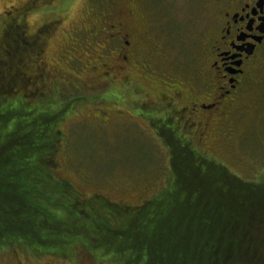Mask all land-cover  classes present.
Wrapping results in <instances>:
<instances>
[{
  "label": "rangeland",
  "instance_id": "rangeland-1",
  "mask_svg": "<svg viewBox=\"0 0 264 264\" xmlns=\"http://www.w3.org/2000/svg\"><path fill=\"white\" fill-rule=\"evenodd\" d=\"M137 2L144 16L141 33L147 32L152 43L148 48L146 43L139 61L134 60L136 66L133 60L123 65L114 59L112 42L108 43L109 35L103 31L113 19L118 0H0L1 22L25 14L21 20L24 32L39 35L40 45L26 36L25 46L34 50L21 63L2 65L9 83L16 80L13 97H23V90L30 88L31 84L24 85L30 75L32 85L36 84L31 90L44 93L36 103L38 109L70 113L59 127L58 175L70 181L84 199L98 195L140 205L161 191L170 177L166 136L160 132L165 124L156 121L160 126L156 129V124L145 120L153 111L146 110L144 101L138 106V90L154 101L168 89L170 78L187 85L201 61L212 0ZM0 34L1 50L14 33ZM39 50L40 55H35ZM10 55H15L14 50ZM125 79L131 83L122 91ZM245 87L242 108L232 114L229 127L219 126L221 117H213L204 146H199L191 132L184 133L199 155L242 180L264 183V60ZM24 98L30 99L28 95ZM66 98L73 100L67 107ZM18 247L24 250L20 245L0 250V264H9ZM80 250L70 253L75 262L89 257ZM41 255L61 257L59 261L65 258Z\"/></svg>",
  "mask_w": 264,
  "mask_h": 264
},
{
  "label": "trees",
  "instance_id": "trees-1",
  "mask_svg": "<svg viewBox=\"0 0 264 264\" xmlns=\"http://www.w3.org/2000/svg\"><path fill=\"white\" fill-rule=\"evenodd\" d=\"M31 52L0 51V250L71 257L81 249L105 264H264V183L199 155L173 123L160 129L171 168L154 197L140 205L84 199L58 175L59 127L70 113L38 109L44 93L31 90L30 75L31 91L14 98L16 80L2 70Z\"/></svg>",
  "mask_w": 264,
  "mask_h": 264
},
{
  "label": "flooded vegetation",
  "instance_id": "flooded-vegetation-1",
  "mask_svg": "<svg viewBox=\"0 0 264 264\" xmlns=\"http://www.w3.org/2000/svg\"><path fill=\"white\" fill-rule=\"evenodd\" d=\"M118 1L113 10V19L103 31L109 35L108 43L112 42L116 54L114 59L128 65L130 60L143 57L146 43L148 48L152 40L146 35L147 32L141 33L140 24L144 16L139 14L137 0H124L123 4L122 0ZM14 18L0 21V33H14L12 38L4 42L0 51L10 54L14 50L18 53L26 47V36L34 37V44L40 45L37 33L29 35L26 29L24 32L21 20H24L25 14L19 19ZM203 37L205 41L203 44L201 42V61L195 73L188 78L187 85L170 78L168 89L162 91L154 101L136 88L140 93L138 106L141 107L144 101L149 108L146 110L153 111L152 116L145 120L156 124V129L160 128L156 121L164 123L165 129L173 123L178 133L174 132L180 140L188 139L192 144L193 140L184 133L189 131L199 146L205 144L213 117H221L219 126L226 124L229 127L232 114L242 108L241 97L245 94L246 84L263 65L264 0H212V14ZM38 52L40 55L41 50ZM134 64L137 66L136 61ZM117 69L121 70L122 67ZM106 74L108 78L109 74ZM130 83L128 79L123 80L120 90L123 91ZM23 249H14L9 264H98L96 258L90 255L78 262L74 261V257L67 256L59 261L61 257L42 256L43 253L38 250L29 252Z\"/></svg>",
  "mask_w": 264,
  "mask_h": 264
}]
</instances>
